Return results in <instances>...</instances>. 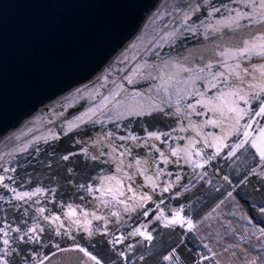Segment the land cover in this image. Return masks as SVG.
I'll return each instance as SVG.
<instances>
[{
	"label": "rangeland",
	"instance_id": "374dc122",
	"mask_svg": "<svg viewBox=\"0 0 264 264\" xmlns=\"http://www.w3.org/2000/svg\"><path fill=\"white\" fill-rule=\"evenodd\" d=\"M238 13L251 15L238 18ZM252 17L258 18V13L243 0H160L139 32L96 77L48 104L2 139L0 144L9 137L0 146V209L4 206L2 197L13 185L26 225L18 224L23 219L3 222L0 261L96 264L68 239L83 242V238L102 236L108 241L109 233L117 231L111 239L115 241L113 248L89 241L93 246L87 252L100 264H118L117 255L127 264H141L144 257L142 264L147 258L150 264L158 253L163 255V264H179L175 250L183 243L197 251L200 264H264V235L260 231L264 229V162L250 145L236 149L229 157L242 135L230 128L232 122L222 119L219 112L197 103L204 98L193 94H216V89L205 90L211 73L225 70L221 61L233 66L237 63L219 53L242 47L244 40L264 30ZM187 43L193 45L182 50ZM239 63L251 69L264 60L251 56L240 58ZM208 64L211 72L205 67ZM256 106L253 101L249 107ZM247 119L241 120V125ZM208 120L217 123L209 124ZM257 121L253 123L258 128L264 117ZM87 128L92 133L83 152L51 162L57 170L67 166L66 162L84 173L97 168L98 175L84 196L68 195L56 180L50 191L31 189L32 179L43 182L46 174H52L41 166L31 175V162L50 151L51 144L60 138ZM219 137L225 138L217 153L214 145ZM89 159L100 163H88ZM24 169L28 175L20 179L18 187L14 178ZM191 191V202L176 211L170 207V200ZM25 192L30 195L17 198ZM249 207L256 213L250 214ZM150 208L155 211L150 213ZM3 213L14 218L15 212L7 207ZM175 213L183 223H170ZM189 220L191 230L187 228ZM30 221L31 231L27 226ZM44 228L66 239L59 243L44 236L45 254H49L30 262L22 248L34 239L31 234ZM136 229L152 239L132 235ZM5 239L8 245L3 243ZM166 256L170 258L165 260Z\"/></svg>",
	"mask_w": 264,
	"mask_h": 264
},
{
	"label": "water",
	"instance_id": "95a60500",
	"mask_svg": "<svg viewBox=\"0 0 264 264\" xmlns=\"http://www.w3.org/2000/svg\"><path fill=\"white\" fill-rule=\"evenodd\" d=\"M160 0H0V142L88 84Z\"/></svg>",
	"mask_w": 264,
	"mask_h": 264
},
{
	"label": "snow or ice",
	"instance_id": "6c2138e0",
	"mask_svg": "<svg viewBox=\"0 0 264 264\" xmlns=\"http://www.w3.org/2000/svg\"><path fill=\"white\" fill-rule=\"evenodd\" d=\"M246 6L252 8L253 12L258 13V18L252 17V22L255 24H260L264 26V0H243ZM213 11H219V9H213ZM211 15V12L209 13ZM250 13H238V18H249ZM236 22V21H234ZM222 57H230L233 60H236L237 63L233 65H228L226 61H221L220 63L224 67V71L211 73V81H207L205 85V90L208 88L216 89V94L214 96L208 97L205 92H195L193 94L199 95L204 99L202 101H197L201 103L203 107L208 108L212 112H219V115L222 119H227L231 121L230 128H235L237 134L242 135V138L231 147L228 152V156L231 157L235 154L236 149L244 148L245 145H250L255 149L260 160L264 162V124L254 127V121H257V118L264 117V63L257 65L254 68H248L246 66H241L239 63L240 58L259 56L264 60V30L261 31L260 35L253 36L250 39L243 41V46L235 49H224V51L219 53ZM151 67V66H148ZM205 67L208 68L211 72L212 65L208 64ZM189 69H184L188 71ZM201 72L204 69H200ZM132 81L129 80V83ZM246 85V86H245ZM253 101L257 102L256 107H249ZM241 103L245 105L241 107ZM189 108H194V105L189 104ZM154 110V109H153ZM139 114H150L149 113H137ZM245 117L248 119L243 125L240 121L244 120ZM209 124H216L217 121L208 120ZM240 129H243L240 133ZM251 129V131H249ZM255 133V135H253ZM150 136H156L155 133H149ZM159 139L158 136H156ZM225 137H219L218 142L214 145L217 148V153L219 148L223 146L222 141ZM175 155V153H173ZM200 153L197 152V155ZM67 159V157H65ZM199 166V165H197ZM227 179V178H225ZM0 180H3V177H0ZM39 191V189L37 190ZM131 191V189H129ZM167 191V188L164 189ZM30 193L17 194L18 199H22L25 196H29ZM145 199H147L145 197ZM123 201H121L122 203ZM43 212V209H40ZM58 219V217L56 218ZM177 222L183 223L182 218L178 213H175L173 219L170 221L171 224H176ZM187 228L191 230L193 228L192 222L187 221ZM31 231V229L29 230ZM261 235H264V229H261ZM139 234L144 236L146 239L151 240L152 237L150 234H145L140 229H136L132 235ZM5 245L9 244V241L5 239L3 241ZM78 250L82 252L85 256H88L91 260H94L96 264H100V261L96 259L95 256H92L83 248ZM170 257L166 256L164 259L168 260ZM0 264H3L0 261ZM254 264V262H253Z\"/></svg>",
	"mask_w": 264,
	"mask_h": 264
},
{
	"label": "trees",
	"instance_id": "16d2710c",
	"mask_svg": "<svg viewBox=\"0 0 264 264\" xmlns=\"http://www.w3.org/2000/svg\"><path fill=\"white\" fill-rule=\"evenodd\" d=\"M187 35H190V34L187 33ZM179 40H181V39H179ZM190 45H193V43H191V44L187 43L182 48V50L186 49V46H190ZM91 133H92V131L87 128V129H84V130L79 131L77 133L71 134L67 137L65 136L64 138H60L57 142H54L51 144L50 151L49 150L44 151L39 160H35V161L31 162V167L34 168L33 173H31V175L35 174V172L37 170H39V168L41 170V166H42L44 172L52 173L51 176L54 178L53 179L51 176L48 177V174H46V175L44 174L46 176V179L44 178L43 182H41L40 179H38V178H35L34 180L32 179L31 182H34V186L31 189L44 188L45 190L50 191V190L55 188V186H53L51 183H53V180H56L55 182L62 184L60 186H62V188L65 189V192H68V195L71 196L72 194H75L76 198H82L85 194L86 189L96 179V177L98 175L97 174L98 173L97 168L95 167V169L93 168L92 170L89 168L88 172L84 173L83 172L84 170L80 171V169L79 170L74 169L75 166H72V164H69V162H66L67 166L63 165L62 168L57 170V168L54 165H51V162L53 159L62 160V158L65 157L66 155L77 153L79 150H80V152H83V150H84L83 146L85 145L86 140L91 136ZM88 163H94V165H97L100 162L96 161V160H90L89 159ZM53 170H54V172H53ZM24 171H25V169L20 170L15 175L14 181H16V183H18L17 184L18 187H21V183L19 182L20 179L25 178L24 175L26 177L28 175V174H25ZM30 178H32V177H30ZM87 179H91L90 182H88ZM12 186H9L10 190L5 192V195L3 194L4 197H2L1 204H3L4 206L2 209H0V227L3 225V222L7 223L8 221L10 222L11 220L19 221V219L20 220L23 219V221H21L20 223L18 222L19 225H22V224L26 225L25 220H24V219H26L25 216L20 211V208H17L18 204L15 201V196L13 193ZM77 195H79V196H77ZM193 198H194L193 191L188 192V193H184L183 195L177 196L176 199L170 200V204H171L170 207L172 209H175V211H176L177 208H180L183 205L191 202L193 200ZM66 202H68V199H66L64 203H66ZM0 206L2 207V205H0ZM6 207H7V210L12 212V214H13V211L15 212L13 214L14 218H12V216L8 217L7 215H5L3 213L6 211ZM252 209L253 208L249 207L250 214H254V212L256 213V210L254 209V212H253ZM149 210H150V213L152 211H155L154 208H150ZM145 219L146 218H143V221H145ZM27 226L29 229H32L33 223H31V221H30V223L27 224ZM116 232L111 231L109 233V235H111L110 236L111 238L108 241H106V239L102 236H100V237L98 236L97 238H93L90 240L83 238L82 239L83 242H78L77 241L78 238L77 239H68V240L73 241L74 243H76V245L81 246L86 251H88L87 250L88 248H92L91 246H93V245L89 244V241H92V240L95 241L96 243H98L99 245L105 244L106 246H108V248H113V246L115 245V241L111 240V239H113V237L116 235ZM31 235L34 236L33 237L34 239L30 240V242L27 243L22 248V252H21L22 254L27 256V258L30 262H38L39 259L40 260H41V258L43 259V254L45 256L47 254H49V252L45 254L47 246L43 245L44 244L43 243V237L44 236H47L49 238V240L57 241L59 243H62L63 239H66V238H62L61 235L57 234V232H55L54 230H52V229L49 230L47 228L39 230L36 234H31ZM50 244L52 245L53 243H50ZM60 245H62V244H60ZM47 251H48V249H47ZM175 251H176L177 256H179L181 259V262L179 264H200L197 251H195L194 248L189 246L187 243H185V244L183 243L182 246L177 247V249ZM28 253H29V255H28ZM162 256H163L162 254H159V253L156 254V258L154 260H152V262L150 264H163V262L161 260ZM117 258L119 259L118 264H127V262L125 260H123L124 259L123 256L117 255ZM110 260L112 261L113 259H110ZM111 261L109 263H111ZM145 261H146V258L144 257L140 262L142 264V263H145ZM146 264H148V258H147Z\"/></svg>",
	"mask_w": 264,
	"mask_h": 264
},
{
	"label": "bare ground",
	"instance_id": "6f19581e",
	"mask_svg": "<svg viewBox=\"0 0 264 264\" xmlns=\"http://www.w3.org/2000/svg\"><path fill=\"white\" fill-rule=\"evenodd\" d=\"M8 138H9V137H7V138H6V139H5V140H4V141H3V142L0 144V146H1V145H3V144H4V142H5V141H6Z\"/></svg>",
	"mask_w": 264,
	"mask_h": 264
}]
</instances>
